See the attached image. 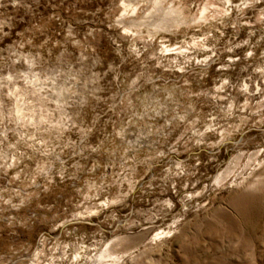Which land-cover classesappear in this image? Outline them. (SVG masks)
Wrapping results in <instances>:
<instances>
[{
    "label": "rangeland",
    "instance_id": "obj_1",
    "mask_svg": "<svg viewBox=\"0 0 264 264\" xmlns=\"http://www.w3.org/2000/svg\"><path fill=\"white\" fill-rule=\"evenodd\" d=\"M0 264H264V0H0Z\"/></svg>",
    "mask_w": 264,
    "mask_h": 264
},
{
    "label": "bare ground",
    "instance_id": "obj_2",
    "mask_svg": "<svg viewBox=\"0 0 264 264\" xmlns=\"http://www.w3.org/2000/svg\"><path fill=\"white\" fill-rule=\"evenodd\" d=\"M128 7V6H127ZM79 255V254H78ZM99 258H104L103 255L101 254Z\"/></svg>",
    "mask_w": 264,
    "mask_h": 264
}]
</instances>
